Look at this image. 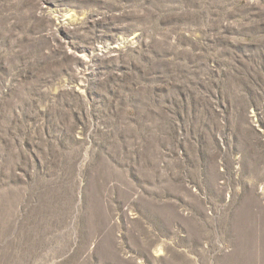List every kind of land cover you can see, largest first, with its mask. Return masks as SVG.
I'll use <instances>...</instances> for the list:
<instances>
[{
	"label": "rangeland",
	"instance_id": "obj_1",
	"mask_svg": "<svg viewBox=\"0 0 264 264\" xmlns=\"http://www.w3.org/2000/svg\"><path fill=\"white\" fill-rule=\"evenodd\" d=\"M0 264H264V0H0Z\"/></svg>",
	"mask_w": 264,
	"mask_h": 264
}]
</instances>
